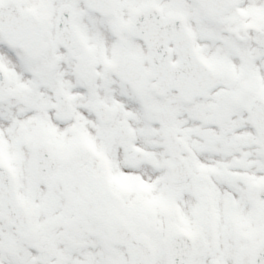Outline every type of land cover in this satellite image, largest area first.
Listing matches in <instances>:
<instances>
[{
	"label": "snow or ice",
	"instance_id": "obj_1",
	"mask_svg": "<svg viewBox=\"0 0 264 264\" xmlns=\"http://www.w3.org/2000/svg\"><path fill=\"white\" fill-rule=\"evenodd\" d=\"M0 264H264V0H0Z\"/></svg>",
	"mask_w": 264,
	"mask_h": 264
}]
</instances>
